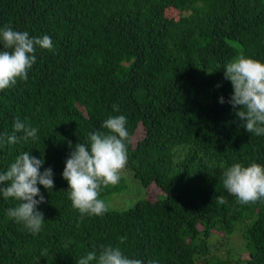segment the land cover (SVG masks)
<instances>
[{
  "label": "trees",
  "instance_id": "obj_1",
  "mask_svg": "<svg viewBox=\"0 0 264 264\" xmlns=\"http://www.w3.org/2000/svg\"><path fill=\"white\" fill-rule=\"evenodd\" d=\"M5 25L53 48L36 46L27 79L0 90V137L17 118L38 137L0 143V174L27 151L54 187L37 185V234L7 215L20 201L0 193V264H78L108 246L143 264H264V198L240 203L223 185L234 164L264 166V134L242 126L223 72L241 54L264 63V0H0ZM2 51L12 49L0 40ZM118 115L127 164L98 198L121 195L127 176L141 198L82 215L65 161Z\"/></svg>",
  "mask_w": 264,
  "mask_h": 264
},
{
  "label": "clouds",
  "instance_id": "obj_2",
  "mask_svg": "<svg viewBox=\"0 0 264 264\" xmlns=\"http://www.w3.org/2000/svg\"><path fill=\"white\" fill-rule=\"evenodd\" d=\"M0 40L9 51L0 52V90L16 84L17 79L26 80L28 70L36 61L34 55L36 46L42 49L53 48L51 38L30 37L28 32L13 30L10 25L0 28ZM224 78L229 80L233 92L228 101L234 108L240 107L236 115L246 120L242 126L248 133L264 134V63L246 58L242 54L228 62L223 70ZM223 103V97L220 98ZM113 110L118 111L117 105ZM127 119L124 115L110 116L102 127L107 132L89 133L88 145L77 143L72 148L65 161L62 178L68 182L69 198L73 207L88 215H103L107 211L106 203L98 198L101 186L115 185L121 179V172L127 164L128 139L126 129ZM13 133L0 137V143L13 144L18 139H38L37 129L27 126L17 118L14 121ZM23 132L18 137L16 133ZM72 147L71 145H69ZM43 157L36 158L27 151L19 155L8 170L0 174V193L5 199L12 197L20 201L18 206L9 208L7 215L19 222L33 234L41 231L44 221L43 213L37 210V205L44 203L37 185L52 190L54 187L52 169L45 168ZM223 185L227 191L235 195L240 203L256 202L264 198V166L252 163L244 167L237 163L226 170ZM39 197V199H34ZM220 204L227 201L217 197ZM126 239L121 237V242ZM97 260V264H143L140 259L125 256L119 247L108 246L103 249L97 259L96 253L89 252L78 261V264H89ZM149 264H156L149 261Z\"/></svg>",
  "mask_w": 264,
  "mask_h": 264
},
{
  "label": "rangeland",
  "instance_id": "obj_3",
  "mask_svg": "<svg viewBox=\"0 0 264 264\" xmlns=\"http://www.w3.org/2000/svg\"><path fill=\"white\" fill-rule=\"evenodd\" d=\"M127 178V179H126ZM125 178V186L123 187V189H125V191H121V195H117V196H109L104 199V201H106L108 203L107 207H112V208H119L121 206V204H126L128 202H130L132 204L136 199L141 198L138 194V191L135 188L136 182L134 180L133 177H126ZM109 186H112V184H109ZM138 189L141 190V187L138 186Z\"/></svg>",
  "mask_w": 264,
  "mask_h": 264
}]
</instances>
